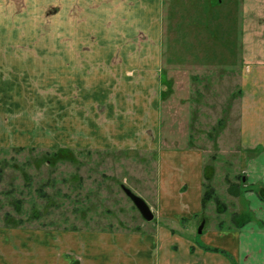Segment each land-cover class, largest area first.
Listing matches in <instances>:
<instances>
[{"label":"rangeland","instance_id":"rangeland-1","mask_svg":"<svg viewBox=\"0 0 264 264\" xmlns=\"http://www.w3.org/2000/svg\"><path fill=\"white\" fill-rule=\"evenodd\" d=\"M253 1L164 0L162 37L131 40L108 20V5L123 0H0V232L171 226L179 192L163 196L165 178L179 177L189 153L204 175L214 170L221 204L209 200L182 228L201 239L207 225L235 227L227 195L251 154L239 126L253 89L254 55L241 48L257 26Z\"/></svg>","mask_w":264,"mask_h":264},{"label":"crops","instance_id":"crops-1","mask_svg":"<svg viewBox=\"0 0 264 264\" xmlns=\"http://www.w3.org/2000/svg\"><path fill=\"white\" fill-rule=\"evenodd\" d=\"M123 1L113 7L108 5V20L114 17L113 23L121 24L116 31L121 30L120 34L131 40L162 37L164 0ZM250 7L247 13L258 15L257 21L254 20L257 26L252 31H244L241 48L246 47L247 53L254 55L248 57L252 58L248 70L252 78L248 85L253 89L239 135L242 148L251 154L244 152L240 156V183L231 184L228 189L227 196L236 201L235 227H225L222 223L219 228L211 227L207 231V225L201 239L191 237L188 227L182 228L179 219L192 220L206 209L203 206L204 163L198 155L189 153L188 159L182 154L180 160L185 161L180 168L183 170L172 181L165 178L168 183L163 189V196L167 198L173 191L168 187L173 186L179 192L178 205L172 207L175 218L171 226L158 225L151 232L133 235L98 232L53 235L20 229L0 232V264H264V23L261 24L264 0L253 1ZM108 43L104 53L110 54L117 47ZM131 46L127 45V50L133 52ZM213 178L209 181L212 187ZM225 208L222 206V212ZM15 245L20 252L15 251Z\"/></svg>","mask_w":264,"mask_h":264},{"label":"water","instance_id":"water-1","mask_svg":"<svg viewBox=\"0 0 264 264\" xmlns=\"http://www.w3.org/2000/svg\"><path fill=\"white\" fill-rule=\"evenodd\" d=\"M129 197L137 207V209L140 211L141 215L146 219L147 221H152L154 219V214L152 213L149 206L146 204V202L141 199L140 197L128 192ZM205 222H203L198 230V233L201 234L204 228Z\"/></svg>","mask_w":264,"mask_h":264},{"label":"trees","instance_id":"trees-1","mask_svg":"<svg viewBox=\"0 0 264 264\" xmlns=\"http://www.w3.org/2000/svg\"><path fill=\"white\" fill-rule=\"evenodd\" d=\"M213 171L214 170L210 167L209 173L205 175L206 181H210L213 178ZM205 187H206V191L204 192V196H203V206H205L206 202L212 199H214L217 204H221L219 203V200L215 195V189L211 185H205ZM222 206L225 207L224 205ZM212 250L217 251V249L216 250L212 249Z\"/></svg>","mask_w":264,"mask_h":264}]
</instances>
